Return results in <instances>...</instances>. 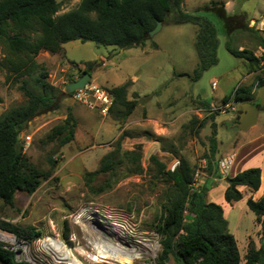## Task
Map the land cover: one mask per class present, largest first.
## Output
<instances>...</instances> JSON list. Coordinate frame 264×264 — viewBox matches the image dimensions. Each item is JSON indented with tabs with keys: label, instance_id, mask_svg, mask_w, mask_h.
<instances>
[{
	"label": "rangeland",
	"instance_id": "1",
	"mask_svg": "<svg viewBox=\"0 0 264 264\" xmlns=\"http://www.w3.org/2000/svg\"><path fill=\"white\" fill-rule=\"evenodd\" d=\"M59 1L57 15L76 8L80 3V0ZM220 7L227 15H234L227 26L231 34L236 33L232 45L239 46V49L243 46L251 48L257 56L262 53V49L255 45L254 32L248 29L260 30L264 37V0H184L183 10L207 17L213 23L218 38V62L195 81L188 74L198 62L194 47L196 26L191 23L174 24L169 19L162 22L159 30L149 36L143 46L115 51L111 46L71 40L63 43V53L58 56L46 53L38 56V60L47 67L50 83L60 88L62 94L58 108L39 113L19 133L24 153L39 169L50 170V175L41 180L31 193L15 192L13 205L0 201V223L39 232L36 237L26 239L0 227V232L8 238L20 240L18 243L8 238L0 239L6 247H16L20 261L57 264L51 253L42 247H50L45 241L52 245L51 252L53 247L61 252L69 251L74 264H82L77 258L84 264H136L132 258L99 252L93 244L92 252L87 254L94 259L89 262L81 252H89L91 240L96 243L104 241L97 239L89 228L91 222H100L99 217L83 208L90 207L113 221L127 222L134 232L133 241L143 253L147 249L144 244L149 245L146 242L158 240L160 243L155 224L163 217L162 184L150 167L151 154H155L166 169L174 160L179 161L183 157L195 167L197 183L211 180L212 187L206 199L224 209V217L229 230L236 236L242 258L249 239L259 241L261 224L248 209L246 200L249 197L256 200L264 194L262 170V189L252 191L238 186L242 198L231 202L224 200L223 192L227 176L246 166L259 165L264 151V113L258 114L254 125L239 130L233 126L237 120L235 106L238 102L228 101L226 107L222 98L238 86L250 87L255 97L257 78H264V70L258 68L255 72H247L243 62L228 52L225 47L227 27L219 15ZM251 18L254 26L250 25ZM84 70L90 73V80L106 89L128 82L127 99L137 100L133 111L121 119L114 109L103 116L74 102L65 94L66 85L80 77ZM213 81L217 83L215 88L211 87ZM18 84L19 81L4 83L0 73V113L24 100L17 89ZM202 100H209L212 107L209 110L203 107L199 103ZM67 111L75 118L74 139L64 145L47 141V134L62 122ZM211 113L215 114L218 141L214 161L234 154L229 171L219 173V177L215 175L214 167L208 172L206 166L211 132L209 122L202 128H198V122L190 123L192 118L199 121ZM27 136L29 142L25 144ZM119 138L121 152L139 146L141 171L129 173L136 164L125 158L112 175L98 177L87 186L84 174L97 169L101 158L115 150ZM49 159L54 161L52 167ZM216 169L219 172L217 163ZM107 183L110 186L100 191L99 188ZM77 213H80V222L74 219ZM188 215L186 212L185 220L189 219ZM66 226L69 228L68 237L64 236ZM160 252L161 247L155 259ZM167 263L171 264L172 259L169 258Z\"/></svg>",
	"mask_w": 264,
	"mask_h": 264
},
{
	"label": "trees",
	"instance_id": "2",
	"mask_svg": "<svg viewBox=\"0 0 264 264\" xmlns=\"http://www.w3.org/2000/svg\"><path fill=\"white\" fill-rule=\"evenodd\" d=\"M183 1L80 0L76 8L57 15L59 0H0V73L6 84L19 81L17 89L24 96L21 103L0 113V201L3 204L13 205L15 192L31 193L41 180L50 175V170H41L30 161L19 137L20 131L39 113L58 108L59 96L62 94L60 88L50 83L47 67L36 60L37 54L41 50L63 53V43L71 40L91 41L121 49L143 46L156 22L169 19L174 24L191 23L196 26L194 47L198 62L192 73L188 74L195 81L218 62V38L213 23L204 15L184 11ZM219 13L227 27L234 15H227L222 7ZM230 30L227 27L225 47L228 52L243 62L247 72L252 73L261 68L264 63V37L260 30L248 29L254 32L255 45L262 49L260 56L246 46L241 49L233 46L231 41L236 33L231 34ZM257 79L258 87L264 84V78ZM127 87L128 82L108 88L113 101L110 110H116V116L121 119H125L137 104L136 98L127 99ZM252 98L254 95L250 87L238 86L225 94L222 100L224 103H239ZM199 103L208 110L212 107L209 100ZM214 118L215 114L211 113L199 121L192 118L190 123L198 122V128H202L209 122L211 132L208 136L207 170L210 172L214 167V173L219 177L217 160L214 161L218 145ZM75 127V118L67 111L66 117L51 128L46 139L64 145L74 139ZM125 158L136 164V168L129 173L141 171L139 146L121 152L119 138L115 150L101 158L97 169L84 174L86 185L90 186L98 177L112 175ZM49 163L51 167L54 165L51 159ZM149 163L162 184L160 197L163 217L155 224L161 252L155 264H168L169 258L172 259L171 264H264V194L258 200L251 197L246 200L248 209L261 224V236L258 247L249 239L244 261L241 262L237 241L229 230L222 206L206 199L212 187L211 180L207 179L194 187L195 167L183 157L173 170L166 169V165L155 154L149 156ZM226 182L224 200L238 201L242 198L238 186H246L252 191L259 189L261 169L258 166L245 168L227 176ZM109 186L110 183L104 184L99 190ZM186 212L189 214L188 220H185ZM0 227L21 238L31 239L39 235L32 229L20 230L5 222L0 223ZM68 234L69 228L66 226L64 236L68 237ZM2 263L29 264L17 261L14 250L0 243Z\"/></svg>",
	"mask_w": 264,
	"mask_h": 264
},
{
	"label": "built area",
	"instance_id": "3",
	"mask_svg": "<svg viewBox=\"0 0 264 264\" xmlns=\"http://www.w3.org/2000/svg\"><path fill=\"white\" fill-rule=\"evenodd\" d=\"M250 22H251L250 25L254 26V24H255L254 20H251ZM260 23H262V22H260ZM261 68H262V70H264V63H262ZM216 84H217L216 81H213L211 87L215 88ZM68 95L70 96V98L74 102L81 103L91 110H96L99 114H101L103 116H106L109 113V110L112 106V96L109 93L108 89L98 85L97 83L93 82L92 80H89L83 87L77 88V89L73 90L71 93H68ZM225 106L228 107V103H226ZM235 109H236V106H235ZM25 139H26L25 144H28L29 137L27 136ZM233 159H234V155L231 154V155H228L226 157L221 158L220 160H217V166L219 168L220 174H225L229 171V168L233 162ZM178 163H179L178 160H174L170 164L169 169L173 170L178 165ZM206 166H207V164H206ZM194 174H197V172ZM192 185L195 187V186H199L201 184L197 183L195 181V177H194V182L192 183ZM88 208L91 209L90 207H84L83 209H88ZM103 218H106L110 221V224L113 225L114 230H111L112 231L111 232L110 229L106 228V226L105 227L101 226L100 224H98L96 222H91L90 224L88 222L90 231L95 234L94 236L97 239H101L102 241H104V243L107 244V246L113 247L110 245V244H112L115 246L113 248L117 249V247H118L121 252H124L130 256L132 255L131 261H136V264H155V257L157 256V251H159L160 247H161L158 240H155L153 242L152 241L146 242V243H149V245L144 244L147 249H146V252L143 253L137 247V244H135V242L133 241L134 232L131 228H129L130 225L127 222H125V221H122V222L113 221L110 218L105 217V216H103ZM110 233H113L115 235V237L117 238L115 241L113 239H111ZM0 239L5 240L2 238H0ZM13 239H14L13 242L19 243V241H20L19 239L15 238V237ZM92 244L93 243H90L91 248H89V252H81L82 254H84L88 258L89 262L93 261V259H94V258L91 259V257H89V254H87V253L92 252ZM8 248L11 250H14L16 260L20 261V259L18 258L19 257V251L16 250V247L10 246ZM82 249H83V247H82ZM135 254H138V255L136 256ZM77 260H79L82 264H84L83 261H81L80 259L77 258ZM57 264H63V263L57 262Z\"/></svg>",
	"mask_w": 264,
	"mask_h": 264
},
{
	"label": "water",
	"instance_id": "4",
	"mask_svg": "<svg viewBox=\"0 0 264 264\" xmlns=\"http://www.w3.org/2000/svg\"><path fill=\"white\" fill-rule=\"evenodd\" d=\"M161 25L162 22L158 20L156 22L155 27L149 31L148 33L149 36H153V34L159 30ZM120 49L121 48L118 46L115 47V51H119ZM90 78H91L90 73L84 72L80 77L70 81L66 85V92L71 93L73 90L83 87L90 80ZM256 98L259 99L262 104L264 103V84L258 87ZM236 111L238 112V115H237V120L233 123V126L238 128L239 130H245L256 123L257 116L261 110L258 108L257 105L254 104L253 100H247V101L239 102L236 105ZM2 264H8V263H2Z\"/></svg>",
	"mask_w": 264,
	"mask_h": 264
},
{
	"label": "bare ground",
	"instance_id": "5",
	"mask_svg": "<svg viewBox=\"0 0 264 264\" xmlns=\"http://www.w3.org/2000/svg\"><path fill=\"white\" fill-rule=\"evenodd\" d=\"M87 211L88 212H91L94 215H96V216L99 217L98 220H100V222H98V224H100L101 226H104V227L106 226V228L110 229V231L111 230H114V227H113V225L110 224V221L108 219H106V218H103V216L101 214H99V212H97L95 210H92V209H89V208H88ZM80 218H81L80 213H77L74 216V219L77 222H80L81 221ZM85 225L87 227V223ZM110 236H111V239H113L114 241L117 239L113 233H110ZM0 238L7 239L8 237L5 236L3 233L0 232ZM8 239L14 241L13 238H8ZM43 242L46 243V244H48V246L52 247V245H50L49 243H47L45 241H43ZM91 242L93 243L94 247L99 252L108 253V254H111L113 256H123V257H127V258H132V255L130 256V255L124 253V252H121L118 247H117V249L116 248H113L115 246H113L112 244H110V245L113 246V247H110V246H107V244H105L104 242H101V241H100V243H96V242H93V240H91ZM42 247L45 248V249H47L51 253L52 257L54 258V260L56 262H61L63 264H74L73 263V260L69 257V251L61 252V251H58L55 247H53L54 251L51 252L50 251V247H48V248L47 247H44V246H42ZM135 255L137 256L138 254H135Z\"/></svg>",
	"mask_w": 264,
	"mask_h": 264
},
{
	"label": "crops",
	"instance_id": "6",
	"mask_svg": "<svg viewBox=\"0 0 264 264\" xmlns=\"http://www.w3.org/2000/svg\"><path fill=\"white\" fill-rule=\"evenodd\" d=\"M251 20H254L253 18H251ZM43 53H46V54H48V55H56L57 54V56H58V54H60V53H50V52H48V51H45V50H41L38 54H37V56H36V60L38 61V62H41V61H39L38 60V56L40 55V54H43ZM62 70H64V69H62ZM216 86H217V84H216ZM234 155V154H233ZM260 163H259V165L257 164V165H255V166H258V167H260V169L262 170V174H264V151H263V154L261 155V159H260V161H259ZM248 167H251V166H248ZM247 166L245 167V168H248ZM244 168V169H245ZM243 170V169H242ZM235 174V173H234ZM243 187H246V186H243ZM260 189H262V187H259V189L258 190H260ZM257 190V191H258ZM260 198V197H259ZM258 198V199H259ZM258 199H256V200H258ZM223 214H224V216H225V211H224V209H223ZM233 233V232H232ZM234 234V233H233ZM234 236H235V234H234ZM235 239H236V236H235ZM236 241H237V239H236ZM254 242V244H255V246L256 247H258L259 246V244H260V242L258 241V242H255V241H253ZM237 244H238V242H237ZM238 248H239V246H238ZM239 252H240V250H239ZM240 255H241V253H240ZM241 258H242V256H241ZM243 259V258H242ZM244 261V260H243ZM242 262V261H241Z\"/></svg>",
	"mask_w": 264,
	"mask_h": 264
},
{
	"label": "flooded vegetation",
	"instance_id": "7",
	"mask_svg": "<svg viewBox=\"0 0 264 264\" xmlns=\"http://www.w3.org/2000/svg\"><path fill=\"white\" fill-rule=\"evenodd\" d=\"M250 100H253L254 104L258 106V108L261 110L260 113H264V103L262 104L261 101L256 98V96Z\"/></svg>",
	"mask_w": 264,
	"mask_h": 264
}]
</instances>
